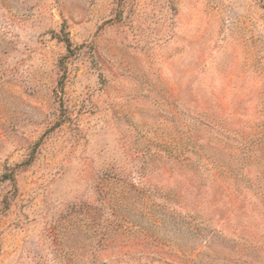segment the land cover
<instances>
[{
    "label": "rangeland",
    "instance_id": "374dc122",
    "mask_svg": "<svg viewBox=\"0 0 264 264\" xmlns=\"http://www.w3.org/2000/svg\"><path fill=\"white\" fill-rule=\"evenodd\" d=\"M91 261L264 264V0H0V264Z\"/></svg>",
    "mask_w": 264,
    "mask_h": 264
},
{
    "label": "trees",
    "instance_id": "16d2710c",
    "mask_svg": "<svg viewBox=\"0 0 264 264\" xmlns=\"http://www.w3.org/2000/svg\"><path fill=\"white\" fill-rule=\"evenodd\" d=\"M65 41H66V46H67V48L70 49V47H71V45H72L71 40H70L69 38H67ZM180 215H181V220L184 219V218H186V215H185V214H180ZM189 215H190V214L187 213V216H189ZM181 220H180V221H181ZM182 221H185V220H182ZM187 221H188V220H187ZM101 222H102V221L99 220V225H100L101 229H103L102 226H101ZM189 222H190V221H189ZM95 261H96V260H95ZM93 262H94V260H93ZM93 262L91 261L90 263L93 264ZM94 263H95V262H94Z\"/></svg>",
    "mask_w": 264,
    "mask_h": 264
}]
</instances>
